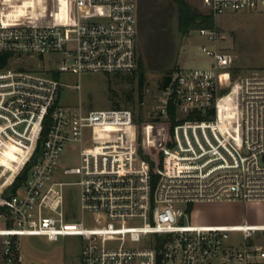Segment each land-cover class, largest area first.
Segmentation results:
<instances>
[{"label":"built area","instance_id":"obj_1","mask_svg":"<svg viewBox=\"0 0 264 264\" xmlns=\"http://www.w3.org/2000/svg\"><path fill=\"white\" fill-rule=\"evenodd\" d=\"M201 1L213 18L264 14V0ZM60 2L53 23L0 22V55L12 60L0 69L3 262L20 264L18 238L38 236L79 238L80 264H264V224L192 223L183 210L264 202V73L238 78V106L222 116L234 58L216 48L215 29H198L213 44L201 48L209 68H175L158 88L154 114L168 119L172 108L176 124L148 161L140 154L131 108L84 110L59 102L66 87L60 73L136 71L137 0ZM33 56L54 68L16 62ZM92 127L104 129V137L86 143L83 132ZM12 143L22 151L15 159L6 156ZM67 149L76 153L74 167L58 162ZM233 232L241 234L240 245L226 244Z\"/></svg>","mask_w":264,"mask_h":264},{"label":"rangeland","instance_id":"obj_2","mask_svg":"<svg viewBox=\"0 0 264 264\" xmlns=\"http://www.w3.org/2000/svg\"><path fill=\"white\" fill-rule=\"evenodd\" d=\"M191 8L202 14H209L201 0H184ZM34 0H9L6 4L2 25H18L31 19L30 10L35 12ZM72 11V10H71ZM213 29L216 32L217 49L231 54L234 58L229 71V88L222 97V116L231 107L238 106L235 84L238 78L255 73H264V14L250 12H228L213 18ZM200 29V28H199ZM198 30V29H197ZM192 30L187 36H180L177 31V10L169 0H137L136 51L145 75L142 98L139 99L136 76L122 73L104 76L102 74L60 73L59 81L66 85L61 88L59 102L67 106H80L84 110H100L117 106L131 108L136 116L135 135L140 152L156 153L155 144L161 140L167 130L170 117L159 119L155 116L158 100V87L164 72L175 68L183 70H206L208 58L201 48H213L205 37ZM29 58V59H28ZM16 59V62L27 69L46 67L54 68L48 62L43 65L36 56ZM12 60L8 59V63ZM137 71V70H136ZM258 73V74H259ZM79 84V90L71 86ZM235 87V89H234ZM132 101L126 100V95ZM138 119H140L138 123ZM105 130L87 128L83 132L86 143L101 141ZM142 148L144 150H142ZM22 153L21 146L12 143L6 150V156L15 159ZM5 166L10 164L1 158ZM62 167H74L78 164L76 153L64 151L58 160ZM1 171V170H0ZM63 181L72 178L61 177ZM2 176L0 175V181ZM72 191V190H71ZM76 202V194L74 197ZM187 220L200 224H264V202L246 204L200 203L183 206ZM185 223V219L183 221ZM89 220L86 226H91ZM20 264H80L79 249L81 241L77 237L59 238L48 241L44 237H19L17 240ZM226 244L237 246L242 242L240 233H230ZM1 264L3 262L0 248Z\"/></svg>","mask_w":264,"mask_h":264},{"label":"trees","instance_id":"obj_3","mask_svg":"<svg viewBox=\"0 0 264 264\" xmlns=\"http://www.w3.org/2000/svg\"><path fill=\"white\" fill-rule=\"evenodd\" d=\"M9 0H0V22L3 19L6 4ZM177 10V31L180 36H187L192 30H197L201 28L211 29L213 26V17L210 14H202L197 12L195 9L191 8L184 0H169ZM35 12L30 10V17L34 23L38 24H50L57 20L61 2L60 0H34L33 4ZM9 57L5 54L0 55V69L4 68L8 63ZM137 71L132 73V76H136L137 88L139 91V99L142 98V89L145 81V75L141 68V61L137 55ZM170 71L164 72L161 80L159 82V89L162 88L168 80V75ZM108 76V75H105ZM127 101H132V96L130 94L126 95ZM113 108H118L117 106ZM169 123L167 125V135L170 136L172 133V128L176 124L174 110L169 109ZM140 119H138L139 123ZM141 156L148 161H151L150 154H143ZM160 160L158 159V162ZM10 264H16L12 262Z\"/></svg>","mask_w":264,"mask_h":264},{"label":"water","instance_id":"obj_4","mask_svg":"<svg viewBox=\"0 0 264 264\" xmlns=\"http://www.w3.org/2000/svg\"><path fill=\"white\" fill-rule=\"evenodd\" d=\"M36 158H37V155H35V156L33 157V162H35ZM29 168H30V165H28L27 167H25V168L23 169L21 175L19 176V178H20L21 180H25V178H26V173H27V170H28ZM13 191H14V188H12V192H13Z\"/></svg>","mask_w":264,"mask_h":264},{"label":"crops","instance_id":"obj_5","mask_svg":"<svg viewBox=\"0 0 264 264\" xmlns=\"http://www.w3.org/2000/svg\"><path fill=\"white\" fill-rule=\"evenodd\" d=\"M234 204V203H233ZM0 248H1V243H0ZM0 264H1V258H0Z\"/></svg>","mask_w":264,"mask_h":264}]
</instances>
